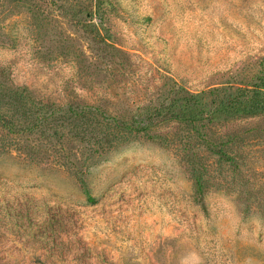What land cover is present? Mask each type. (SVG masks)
<instances>
[{"label":"rangeland","instance_id":"rangeland-1","mask_svg":"<svg viewBox=\"0 0 264 264\" xmlns=\"http://www.w3.org/2000/svg\"><path fill=\"white\" fill-rule=\"evenodd\" d=\"M263 76L264 0H0V246L264 264V110L123 127Z\"/></svg>","mask_w":264,"mask_h":264},{"label":"trees","instance_id":"trees-1","mask_svg":"<svg viewBox=\"0 0 264 264\" xmlns=\"http://www.w3.org/2000/svg\"><path fill=\"white\" fill-rule=\"evenodd\" d=\"M97 10L99 3L94 4ZM219 89H215L218 91ZM264 110V76L249 88H238L237 91L225 94L218 101L207 103L203 92L188 93L186 96L172 98L168 103H161L153 107H144L132 117V123H125L123 127L133 132H143L164 121H188L193 126L219 121L220 119L242 114H253ZM207 121V122H201ZM196 193L202 192V182L197 174ZM88 202L94 199L87 197Z\"/></svg>","mask_w":264,"mask_h":264},{"label":"crops","instance_id":"crops-1","mask_svg":"<svg viewBox=\"0 0 264 264\" xmlns=\"http://www.w3.org/2000/svg\"><path fill=\"white\" fill-rule=\"evenodd\" d=\"M118 235L117 232L109 231L106 233L108 239H115ZM84 237L87 239V232H84ZM84 253L77 248H56L50 250L45 247H38L30 249L25 246L19 245L16 248L12 246V234H7L4 239L3 246H0V264H101L97 263L96 255L106 256L112 259L111 263L102 264H126L123 260L125 253L124 246H112L108 244L102 252L98 254L93 253L92 247H84ZM54 257H51V255ZM33 255H37V262H34Z\"/></svg>","mask_w":264,"mask_h":264}]
</instances>
